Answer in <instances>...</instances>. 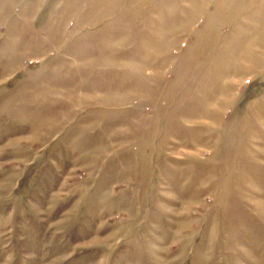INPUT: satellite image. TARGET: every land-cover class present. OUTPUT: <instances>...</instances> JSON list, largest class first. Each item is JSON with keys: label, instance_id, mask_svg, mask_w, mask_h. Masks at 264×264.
Wrapping results in <instances>:
<instances>
[{"label": "rangeland", "instance_id": "obj_1", "mask_svg": "<svg viewBox=\"0 0 264 264\" xmlns=\"http://www.w3.org/2000/svg\"><path fill=\"white\" fill-rule=\"evenodd\" d=\"M0 264H264V0H0Z\"/></svg>", "mask_w": 264, "mask_h": 264}]
</instances>
